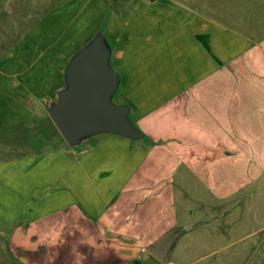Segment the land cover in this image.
<instances>
[{
  "label": "crops",
  "instance_id": "1",
  "mask_svg": "<svg viewBox=\"0 0 264 264\" xmlns=\"http://www.w3.org/2000/svg\"><path fill=\"white\" fill-rule=\"evenodd\" d=\"M184 8L150 3L143 17L114 16L103 31L120 76L115 102L129 107L146 141L102 135L69 148L44 110L63 86L68 56L62 49L45 58L37 27L6 36L0 264L4 256L18 264H144L139 253L151 264H173L169 251L189 233L188 193L191 200L199 191L205 203L216 196L222 216L237 191L259 204L264 42ZM162 242L161 262L152 253Z\"/></svg>",
  "mask_w": 264,
  "mask_h": 264
},
{
  "label": "rangeland",
  "instance_id": "2",
  "mask_svg": "<svg viewBox=\"0 0 264 264\" xmlns=\"http://www.w3.org/2000/svg\"><path fill=\"white\" fill-rule=\"evenodd\" d=\"M150 3H178L187 13L200 15L230 33L264 42V0H0V55L2 47H11L6 36L15 34L10 31L16 30L18 39L20 33L37 27L45 58H58L63 49L67 61L97 31L110 26L109 19L143 17L140 12ZM255 53L253 61L258 58ZM199 193L192 194L191 200L188 193L183 200L188 209L183 221L189 233L177 240L169 260L173 264H264V192L259 204H251L243 191L233 193L224 216L216 196L205 203V198H197ZM148 257V253L138 254L144 264H151ZM1 259L5 264H18L11 256Z\"/></svg>",
  "mask_w": 264,
  "mask_h": 264
},
{
  "label": "water",
  "instance_id": "3",
  "mask_svg": "<svg viewBox=\"0 0 264 264\" xmlns=\"http://www.w3.org/2000/svg\"><path fill=\"white\" fill-rule=\"evenodd\" d=\"M112 50L102 31L68 60L63 72V86L54 101L44 105L56 131L71 149L102 135L136 141L143 133L130 120V109L114 102L120 76L111 64ZM152 256L162 262L163 247ZM159 254V255H158Z\"/></svg>",
  "mask_w": 264,
  "mask_h": 264
},
{
  "label": "trees",
  "instance_id": "4",
  "mask_svg": "<svg viewBox=\"0 0 264 264\" xmlns=\"http://www.w3.org/2000/svg\"><path fill=\"white\" fill-rule=\"evenodd\" d=\"M146 136H144V134H143V137H142V140H144V141H146Z\"/></svg>",
  "mask_w": 264,
  "mask_h": 264
},
{
  "label": "built area",
  "instance_id": "5",
  "mask_svg": "<svg viewBox=\"0 0 264 264\" xmlns=\"http://www.w3.org/2000/svg\"><path fill=\"white\" fill-rule=\"evenodd\" d=\"M171 264V263H170Z\"/></svg>",
  "mask_w": 264,
  "mask_h": 264
}]
</instances>
